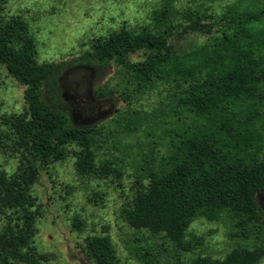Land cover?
Listing matches in <instances>:
<instances>
[{
	"label": "trees",
	"instance_id": "1",
	"mask_svg": "<svg viewBox=\"0 0 264 264\" xmlns=\"http://www.w3.org/2000/svg\"><path fill=\"white\" fill-rule=\"evenodd\" d=\"M150 19V25L138 29L120 25L92 37L89 49L74 59L104 67L141 49L146 58L130 69L149 80L187 83L178 101L194 128L175 131L178 139L163 162L146 169L145 184L123 202L119 214L132 228L161 232L174 247L170 264H182L181 252L201 242L184 237L192 218L226 211L235 236L259 233L261 243L234 247L222 258L197 255L190 264H255L264 258V212L256 201L264 189V132L256 152L235 147L225 104L252 95L254 84H264V10L234 5L217 20L197 8L164 4ZM214 26L219 32L215 40L175 56L170 36L210 34ZM69 65L39 62L27 22L0 12V66L24 86L25 104L21 112L0 115V148L19 154L13 174L0 170V264H50L34 244L38 211L30 190L40 171L61 160L70 145L76 147L74 168L80 175L119 174L110 160L95 162L92 127L74 120L61 95L60 78ZM73 226L81 228L78 216ZM82 250L94 264H123L106 234L84 237Z\"/></svg>",
	"mask_w": 264,
	"mask_h": 264
},
{
	"label": "rangeland",
	"instance_id": "2",
	"mask_svg": "<svg viewBox=\"0 0 264 264\" xmlns=\"http://www.w3.org/2000/svg\"><path fill=\"white\" fill-rule=\"evenodd\" d=\"M164 4L177 10L197 8L217 20L234 5L264 10V0H0L3 15L27 22L39 62L70 64L60 78L61 95L73 109L74 120L92 127L95 162L110 160L119 173L80 175L74 168L76 147L72 145L61 160L40 171L30 190L38 211L34 244L50 264H94L82 250L84 237L92 234L108 235L123 264H170L174 247L163 234L132 228L119 211L134 190L145 184L146 169H156L163 162L172 141L178 139L175 131L194 128V120L178 101L187 83L149 80L130 69L131 63L146 58L141 49L119 64L109 62L104 67L74 60L89 49L92 37L120 25L134 29L150 25L151 13ZM217 29L214 26L210 34L175 33L168 41L180 58L215 40ZM253 88L252 95L228 101L225 110L235 147L256 152L264 132V84ZM23 89L0 66V115L24 110ZM247 132L252 136H245ZM18 158L17 152L0 148V170L13 174ZM256 201L264 212V189L256 194ZM74 216L82 221L80 229L73 226ZM3 222L0 216V228ZM233 233L228 212L214 218L196 214L184 237H198L201 242L181 252L182 264H190L197 255L222 258L234 247L261 243L259 233L247 238ZM255 264H264V258Z\"/></svg>",
	"mask_w": 264,
	"mask_h": 264
}]
</instances>
